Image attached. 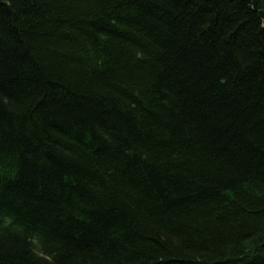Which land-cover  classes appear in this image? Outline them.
<instances>
[{
    "label": "trees",
    "instance_id": "obj_1",
    "mask_svg": "<svg viewBox=\"0 0 264 264\" xmlns=\"http://www.w3.org/2000/svg\"><path fill=\"white\" fill-rule=\"evenodd\" d=\"M0 264H264V0H0Z\"/></svg>",
    "mask_w": 264,
    "mask_h": 264
}]
</instances>
